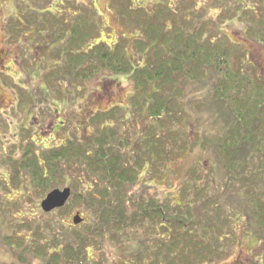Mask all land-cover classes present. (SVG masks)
<instances>
[{
  "label": "trees",
  "instance_id": "trees-1",
  "mask_svg": "<svg viewBox=\"0 0 264 264\" xmlns=\"http://www.w3.org/2000/svg\"><path fill=\"white\" fill-rule=\"evenodd\" d=\"M137 1L121 0L119 4L123 8L118 14L123 25L143 27L144 36L134 39L132 44L126 39L123 44L117 41L113 47L106 42L88 46L87 40L95 38L100 26L95 9L74 12L67 28L63 27V22L62 27L66 30L61 27L59 39H62L61 44H67L61 52L66 57L63 58V78L75 74L77 77H95L100 70L125 72L129 73L137 89L131 96L129 107L117 105L96 111L87 119L94 124L105 122L101 131H94L87 140L69 138L66 143L43 151V158L32 144H25L15 157L13 182L17 187L28 188L25 182L29 180L31 191L40 193L41 197L57 187V182L65 180L63 177L69 167L75 166L84 175L82 191L71 193L66 204L56 210L65 214L70 202L74 206L77 202L87 204L92 223L84 225L86 229L82 232L77 233L80 230L75 229L77 231L72 234L65 225V228L57 229L56 222L48 218L51 213L43 211L45 222L37 224L36 231L46 236L50 232L54 243L53 246L38 247L43 254L42 264H94L95 257L91 255L94 248L103 250V243L119 239L123 233L132 238L131 235L142 232L141 251L131 264H206L225 255L220 253L218 243L223 242L220 227L226 218L231 222L234 218L239 228L245 223L253 227L254 223L264 233V77L257 73V66L251 64L247 45L231 41L220 29L225 20L237 18L246 24L245 39L264 45V0H231L232 5H225L217 14L216 22L208 14L209 4L214 7V1L155 0L152 9L142 6L143 0L138 4ZM71 3L75 4L76 0ZM31 12H34L30 22L33 26L27 24L28 27H24L25 23L14 17L7 22L10 41H17L25 30L30 29L51 35L50 30L58 26L57 14L52 10L46 11L48 14L44 20L40 16L42 12L37 9ZM206 20L209 23L200 26ZM88 49L90 54H87ZM143 53L148 55L144 65ZM88 57L99 66V70L94 69L91 73L83 66H75L79 61L89 60ZM69 68L75 69L76 73L73 75ZM204 79H210L215 101L224 103L229 111L226 128L211 139L219 146V160L224 165L221 189L215 188L212 194H206L205 189L196 183L198 209L196 205L194 208L188 206L190 210L185 216L170 215L167 205L154 198H128L129 195L137 196L132 190L140 182L146 161L150 164L158 158L163 161L170 155L167 139L185 135L188 124L181 112V98L185 94L181 92L182 83ZM141 108V133L128 143L122 129L112 127L110 123L118 120L119 115H127L124 113L129 109L136 114ZM189 141L192 140L187 139L180 145L183 151L191 147ZM134 146L137 151L132 149ZM195 175L192 176L193 185L201 178ZM227 197L237 207L226 205L224 200ZM129 199L133 201L132 212ZM33 226L29 227L35 234ZM159 227L165 240L159 241L150 234ZM236 229L232 227L227 240L237 241ZM74 236L76 243L72 240ZM20 238L19 249L25 248L26 257L31 251L29 238ZM149 241L156 242V246L152 248ZM132 254L133 251L130 257ZM149 257L152 262L146 263ZM261 257L254 264H264V255Z\"/></svg>",
  "mask_w": 264,
  "mask_h": 264
},
{
  "label": "rangeland",
  "instance_id": "rangeland-1",
  "mask_svg": "<svg viewBox=\"0 0 264 264\" xmlns=\"http://www.w3.org/2000/svg\"><path fill=\"white\" fill-rule=\"evenodd\" d=\"M45 1L49 2V0H0V264H21V262L42 264L40 259L43 254L38 251V247L53 246L54 243L50 232L46 236L43 232L38 234L36 231V225L45 222L42 219L44 210L41 202L48 193L41 197L40 193L31 191L32 185L29 180L25 182L28 188L20 185L17 187L12 180V165L16 164L13 161L23 145L32 144L37 154L43 158V151L66 143L69 138L87 140V136H91L94 131L99 133L101 127L105 125V122L94 124L87 119H90L96 111L108 110L117 105L129 107L131 96L137 89L129 73L125 72L100 70L95 77L86 78L77 77L76 70L69 68L75 76L62 77L65 63L63 58L66 57L61 52L67 44H61L62 39H59V35L63 27L70 25L74 12L96 10L95 16L100 26L95 38L90 37L87 40L88 46L106 42L113 47L117 41L123 44L126 39L132 44L134 39L144 36L143 27L123 25L118 15L123 11L119 6L121 0H76L75 4L71 3L72 0H50L49 3ZM139 1L142 0H138L137 4ZM154 1L143 0L142 6L152 9L155 6ZM205 1L215 3L214 7L211 6L212 4L208 7V14L213 16V22L218 21L217 14L225 5H232L231 0ZM113 4H118L117 8ZM32 9L42 12L40 14L42 20L47 18L46 11L52 10L57 14L55 17L58 18L56 22L58 26L50 30L51 35L47 32L44 34L43 31L38 32L34 28L35 30H25L17 41H10L7 22L14 17L24 22V27H28L27 24L33 26L30 23L34 17L31 15L34 14L31 12ZM207 20L201 22L200 26L208 24ZM245 25L243 21L232 18L220 24V29L231 38V41L247 45V55L251 64L256 65L257 73L264 77V45L245 39ZM56 29L59 31L55 32ZM129 51L133 52L132 47ZM87 54H90V50ZM147 58V53H143V65ZM91 59L79 61L75 66H83L91 73L94 69L99 70V66L90 61ZM181 86L182 94L185 93L181 98V112L185 123L188 124L184 130L185 135L183 138L172 136L167 139V150L170 155L165 156L166 159L162 161L158 158L151 164L146 161L145 169L139 178L140 182L132 190L137 196L129 195L128 198H154L167 205L170 215L185 216L190 210L188 206L198 207L199 203L197 204L195 198L197 184L205 189L206 194L211 193L215 188L221 189L224 184L222 171L224 165L219 160V146L214 145V140L211 139L217 137L226 128L229 111L224 103L215 101L210 79L199 82L184 81ZM142 112L143 108L138 113L132 114L129 109L124 113L127 115H119L118 120H113L110 124L112 127L119 126L130 143L141 133ZM187 139L192 140L189 141L191 147L183 151L180 145L185 144L182 142H186ZM132 149L136 150V146ZM80 171L75 166L66 169V175L63 177L65 180L62 183L57 182L55 188L69 187L72 193L74 191L80 193L84 188L82 186H85L84 175ZM196 173L201 178L194 180L193 185L192 176ZM229 190L230 195L232 188L230 187ZM228 197L224 200L225 204L235 207L234 201L229 202ZM71 203L64 210L65 214L56 208L50 211L48 218L56 222L57 229L65 225L74 234L77 231L75 229L80 230L77 233L85 230L84 225H91L93 219L87 204L81 205L77 202L74 206ZM129 206L132 207L130 211L132 212L133 201L130 199ZM77 213L84 218L79 226L73 221ZM222 222L220 229L224 231L221 232L223 242L218 243V248L220 253L225 255L223 258L215 257L214 261L206 264H254L256 259L262 258L261 256L264 255L262 229L254 223H252L253 227H248L245 223L241 226L243 228L241 230L237 227L238 223L235 225L234 218L232 222L228 218ZM30 225H34L35 234L33 230L31 231ZM232 227L237 228L239 234L237 241L227 240ZM161 230L162 228L159 227L158 231H151L150 234H154V239L157 237L159 241L165 240L166 237H163ZM131 236L132 238L123 233L121 238L119 236V239L115 238L111 242L103 243V250L99 247L94 248V252H91L95 257L94 264H125V262L131 264L134 259L136 261L135 255L141 251L140 245L143 244V232ZM20 237L29 238L31 251L26 257H24L25 248L19 249ZM144 239L147 242L146 236ZM72 240L76 243V236ZM155 244L157 243L150 242L152 248L156 246ZM99 259L102 262H97ZM147 261L146 263H151L152 257Z\"/></svg>",
  "mask_w": 264,
  "mask_h": 264
},
{
  "label": "water",
  "instance_id": "water-1",
  "mask_svg": "<svg viewBox=\"0 0 264 264\" xmlns=\"http://www.w3.org/2000/svg\"><path fill=\"white\" fill-rule=\"evenodd\" d=\"M72 190L69 187H65L63 189L55 188L41 202V207L45 212H49L63 207L68 199L71 196ZM73 221L76 225L81 224L84 221V218L79 214H75L73 217Z\"/></svg>",
  "mask_w": 264,
  "mask_h": 264
}]
</instances>
